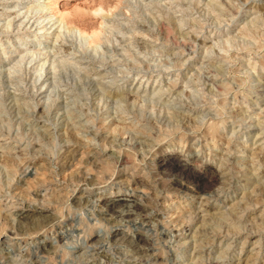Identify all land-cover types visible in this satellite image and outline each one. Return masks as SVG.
Wrapping results in <instances>:
<instances>
[{
  "label": "rangeland",
  "instance_id": "obj_1",
  "mask_svg": "<svg viewBox=\"0 0 264 264\" xmlns=\"http://www.w3.org/2000/svg\"><path fill=\"white\" fill-rule=\"evenodd\" d=\"M100 2L0 0V264H264V0H126L97 47L53 16Z\"/></svg>",
  "mask_w": 264,
  "mask_h": 264
},
{
  "label": "bare ground",
  "instance_id": "obj_2",
  "mask_svg": "<svg viewBox=\"0 0 264 264\" xmlns=\"http://www.w3.org/2000/svg\"><path fill=\"white\" fill-rule=\"evenodd\" d=\"M124 2H126V0H109V1L105 0V2H100V4H98L97 6H92V7L88 6L83 11V13H81V15H78V16L77 15H75V16H65V15L56 16V15H53V16L57 17L59 22L62 23V24H65L68 29L76 30V31L79 32V34L82 37L89 38L88 44H89L90 47H97V46L101 45L102 42H103L104 33H105V31L103 30L104 20L107 18L108 15L114 14L115 12H117L118 10H120L123 7L126 8V4ZM84 20L85 21L86 20L87 21H89V20L90 21H95V24L93 26H90V27L89 26L88 27L80 26L78 23H82ZM85 21L83 23H85ZM169 27H170V25L168 23L166 24L164 22H161V29H168ZM94 156L95 157L91 160V162L94 161V163H95V161H97L99 156L97 154H95ZM126 164H127V161L125 159V156L123 155L122 158L120 156L119 159L116 160L114 162V164L111 166L112 172L114 173L118 167L122 168V169H125ZM92 169H94V168H92ZM99 169H100L101 172H97V173H95V175L93 173L94 176H92V178L96 177L100 184L108 182L107 179L105 178L106 172L104 173V171H106V170L108 171L109 167L106 166V167H101ZM118 171L121 172V170H119V169H118ZM167 174H169L167 177L170 179V181H169L170 182V186L171 187L173 186L175 188H177V187L181 188L183 183H185V182L187 183L188 181L193 180V183L198 187V189L200 191H204V193H205L206 190H209L214 184L219 183V182L215 181V179H214L215 177L214 176H210L208 181H204L203 180L204 178H203V176L201 174H196V173L191 172V170L189 169L187 164H182L181 162H178V161H175V162L170 164V166L168 167ZM111 175H112V173H111ZM211 180L213 182H215V183H212ZM92 182H94V180L91 181V183ZM182 187H184V186H182ZM167 188H170V187H167ZM204 193L202 195H205ZM97 203L100 206V209L102 211H104L105 214L108 217H110L111 219L116 218V217H120L122 215L121 213L123 211V207L126 206L127 209H128V206H129L127 204H119V203L116 202L115 199L107 198L105 195L99 196L97 198ZM144 207L136 205L131 210L128 209L127 212H126L127 214L124 216V219L126 221H128V222H131V221H133V219L135 217L144 218L146 215H148V210L146 208H144ZM72 216H73L72 221L74 223L76 215L73 214ZM80 218H81V222L85 223V225H86V220L84 218H82V217H80ZM45 226L44 225L42 226V224H41V225L36 226L35 228L27 229V232H29L28 233L29 235L30 234L33 235L40 228H42V229L45 228ZM183 226H180V227H183ZM201 236H204V235L201 234ZM78 241H75L76 242L75 245H78ZM51 244L53 245V242ZM38 248L37 249L39 251L43 250L42 247H38ZM38 260H40V259L38 258ZM86 261H89V259L88 260L86 259Z\"/></svg>",
  "mask_w": 264,
  "mask_h": 264
}]
</instances>
